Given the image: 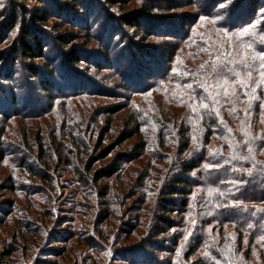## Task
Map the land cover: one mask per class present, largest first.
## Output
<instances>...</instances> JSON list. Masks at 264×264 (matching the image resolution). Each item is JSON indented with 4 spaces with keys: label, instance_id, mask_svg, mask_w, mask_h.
<instances>
[{
    "label": "rangeland",
    "instance_id": "rangeland-1",
    "mask_svg": "<svg viewBox=\"0 0 264 264\" xmlns=\"http://www.w3.org/2000/svg\"><path fill=\"white\" fill-rule=\"evenodd\" d=\"M114 1L0 0L4 5L0 8V131L5 130L2 146L8 147L0 162V264H13L17 259L20 264L190 261L185 257L186 243L196 219L188 216L181 223L187 221L189 225L165 230L167 223L159 210L168 197L161 198L160 191L168 183L165 170L170 163L157 158L173 156L172 148H161L150 140L149 153L155 158L147 153L140 159L143 163L120 160L122 168L111 177L103 171L97 183L91 172L111 164L116 154L130 148L133 151L140 136L124 146H113L114 156L100 157L122 128L116 121L130 115L133 107H146V112L165 117L167 122L168 116L179 112L172 102L176 86L174 90L172 86L163 89L167 92L162 96L158 94L160 88L156 91L149 88L151 84L145 86L152 79L138 67L135 70L140 71V76L133 78V74L130 80L123 81L118 76L117 61L124 64L129 52L143 59V47H157L173 39L162 36L165 27H191L187 24L193 21V15L200 9L207 10V0ZM227 3L228 0H217L213 9L219 14ZM260 7L257 13L262 20L264 0H260ZM13 10L20 18L14 36L9 30ZM42 10L49 13L47 21L34 22L32 14ZM30 33L49 39L45 56L26 59L16 52L19 38L30 37ZM66 35L71 38L67 46H62L58 38ZM70 51H75L77 61L69 59ZM7 53L3 60L1 57ZM116 53L121 56L115 59ZM141 81L150 89L148 94L131 96L127 83L138 87ZM147 99L150 104L143 105ZM124 103L129 106L109 113V107ZM108 117L117 119L114 135L106 136L102 146L97 147L100 131L96 119ZM89 161L92 171L86 173ZM170 168L172 173L173 163ZM78 169L85 172L83 177ZM120 176L123 177L118 179ZM148 199L153 200L150 206ZM180 216L164 215L178 223ZM12 244L20 256L5 254ZM25 248L27 256L21 254ZM62 250L65 252L60 255Z\"/></svg>",
    "mask_w": 264,
    "mask_h": 264
},
{
    "label": "trees",
    "instance_id": "trees-1",
    "mask_svg": "<svg viewBox=\"0 0 264 264\" xmlns=\"http://www.w3.org/2000/svg\"><path fill=\"white\" fill-rule=\"evenodd\" d=\"M215 2L217 0H207L204 4L207 10L198 9L200 13L193 15V21L187 24L191 27L186 30H181L176 24L167 25L162 36L173 39H167L157 47H143V59L129 52L124 64L117 61L118 76L123 81L130 80L133 74V78L140 76V71L135 70L138 67L152 79L145 86L151 84L149 88L156 91L160 88L158 94L163 96L167 92L163 89L176 86L172 102L180 113L168 116L167 122L165 117L161 119L151 111L146 112L143 106L144 110L133 107L134 113L123 117V120L108 117L100 121L97 118L96 125L100 131L97 147L102 146L106 136L114 135L116 120V125L122 127L112 145L103 148L101 158L111 155L113 146H124L138 136L140 139L133 144V151L130 148L115 156L112 154L115 157L113 162L103 169L92 171V162L89 161L85 170L86 173L92 171L97 183L103 171L111 177L121 169L120 160L137 163L147 153L150 154V140L161 148H172L173 156L169 154L165 158L160 155L157 158L170 163L165 170L168 183L160 191L161 198L168 197L159 210L167 223L163 227L165 230L185 226L188 222L182 224L181 221L188 216L196 219L187 236L185 257L190 258L188 264H264V75H261L264 72V19L260 20L257 13L261 8L260 0H228L230 19L229 11L215 12ZM15 5L20 6L18 3ZM48 17V11L42 10L40 13L35 11L31 19L46 22ZM19 19L16 11H11L9 30L12 33L17 29ZM22 21L26 24L24 19ZM25 28L28 30L29 27ZM30 34V37L19 38V51L16 52L26 59L45 56L44 49L50 46L49 39ZM70 36L59 37V44L67 46ZM7 55L1 58L4 60ZM67 55L70 60L77 61L75 51L67 52ZM119 56L121 54L116 53L115 59ZM214 64L223 68L226 80L208 75ZM49 76L46 77L51 84L54 80ZM218 83L229 89L227 96L223 87H217ZM143 84L135 87L127 83L126 87H129L131 96L147 95L146 91L150 89ZM142 103L148 105L150 101L147 99ZM205 104L208 105L206 108ZM113 106L108 108L110 114L129 105ZM152 111L155 112L154 107ZM4 133L5 130L1 129L0 162L8 151V147L2 146ZM149 157L155 158L153 154ZM171 163L174 164L172 173ZM148 167L150 169L151 166ZM158 168L162 170V167ZM78 172L82 177L85 175L81 169ZM146 201L150 202L149 206L153 204V200ZM172 213L181 215L179 223L171 217H164ZM14 246L6 248L5 254L20 256L19 249ZM64 252L62 250L60 255ZM22 253L27 256L26 248ZM13 264H20V261L13 260ZM90 264L100 263L93 260Z\"/></svg>",
    "mask_w": 264,
    "mask_h": 264
},
{
    "label": "snow or ice",
    "instance_id": "snow-or-ice-1",
    "mask_svg": "<svg viewBox=\"0 0 264 264\" xmlns=\"http://www.w3.org/2000/svg\"><path fill=\"white\" fill-rule=\"evenodd\" d=\"M3 7H4L3 3L0 2V8H3ZM224 10L225 11H229V6H227V5L224 6ZM229 19H230V11H229ZM262 42H264V37H262ZM201 67H203V65H201ZM208 75L212 76L213 78H216L217 76H219V77L224 78L225 80L227 79L223 68L222 67L221 68H217V66L215 64L212 66V72L209 73ZM249 75H251V73H249ZM261 75H264V72H262ZM189 87H191V85H189ZM217 87H223V86L218 83ZM223 91H224L225 96H227L228 93H229V89L227 87H223ZM217 95H219V93H217ZM207 106H208L207 104L204 105L205 108Z\"/></svg>",
    "mask_w": 264,
    "mask_h": 264
}]
</instances>
